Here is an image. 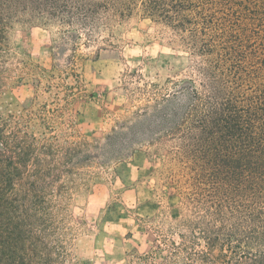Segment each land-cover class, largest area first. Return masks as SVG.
Returning <instances> with one entry per match:
<instances>
[{
  "label": "trees",
  "instance_id": "1",
  "mask_svg": "<svg viewBox=\"0 0 264 264\" xmlns=\"http://www.w3.org/2000/svg\"><path fill=\"white\" fill-rule=\"evenodd\" d=\"M212 3L221 4L0 0V89L11 63L6 28L19 16L75 25L90 42L96 30L141 11L170 26L199 58L193 72L200 77L198 84L193 77L146 83L139 94L147 104L138 118L113 130L104 143L65 138L60 145L54 131H29L34 118L46 131L53 128L50 109L0 113V264H55L37 252L38 231L52 222L53 196L64 194L66 181L75 182L85 160H120L145 142L172 143L167 152L178 167L167 177L184 195L189 215L172 217L170 231L157 230L153 250L138 256L142 263L264 264V59L250 57L254 50L245 49L241 32L225 33L208 13ZM228 35L237 40H225Z\"/></svg>",
  "mask_w": 264,
  "mask_h": 264
},
{
  "label": "rangeland",
  "instance_id": "2",
  "mask_svg": "<svg viewBox=\"0 0 264 264\" xmlns=\"http://www.w3.org/2000/svg\"><path fill=\"white\" fill-rule=\"evenodd\" d=\"M220 2L208 13L225 33L241 32L245 49L257 55L251 58L264 59V0ZM6 44L11 63L0 113L50 109L53 128L46 131L34 118L29 131H54L60 145L65 138L104 143L113 130L135 121L147 104L139 90L148 82L200 79L193 72L199 58L173 29L138 10L96 30L90 42L75 25L19 16L6 28ZM171 144L145 142L132 156L109 163L85 160L75 182L66 181L64 194L53 196L52 222L38 231L37 252L55 264H143L138 256L153 250L157 230L170 231L172 217L189 215L184 195L167 177L178 167L169 159Z\"/></svg>",
  "mask_w": 264,
  "mask_h": 264
}]
</instances>
